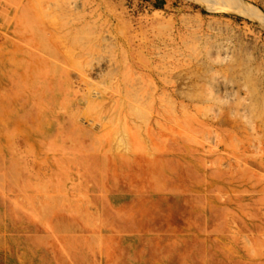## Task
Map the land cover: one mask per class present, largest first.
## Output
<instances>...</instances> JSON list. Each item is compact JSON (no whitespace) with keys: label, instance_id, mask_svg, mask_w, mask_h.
Returning <instances> with one entry per match:
<instances>
[{"label":"rangeland","instance_id":"rangeland-1","mask_svg":"<svg viewBox=\"0 0 264 264\" xmlns=\"http://www.w3.org/2000/svg\"><path fill=\"white\" fill-rule=\"evenodd\" d=\"M94 233L125 264H264V0H0V264Z\"/></svg>","mask_w":264,"mask_h":264},{"label":"bare ground","instance_id":"bare-ground-1","mask_svg":"<svg viewBox=\"0 0 264 264\" xmlns=\"http://www.w3.org/2000/svg\"><path fill=\"white\" fill-rule=\"evenodd\" d=\"M12 171L14 172L13 168H12ZM21 187L20 185L16 183L14 188L19 190ZM65 213L67 215L66 214L62 215L56 222V226L59 230H63V231L76 230V231H81V232H85V230H87V225L85 224V221L82 218V215L80 214L79 211H77L74 208L67 207ZM95 236H96L95 233L92 236H85L82 242L84 246L85 245L86 246L87 245L97 246L98 244L100 246L102 244L104 248L98 247L97 250L95 249L90 250L88 259L86 258L88 255L87 250H84L86 252L82 251V252H79L78 254L70 255L69 249L72 246L71 243L74 242L75 240L74 239L66 240L64 246L62 247L60 251V255H62V259H65L66 261L65 264H69V261H72V260L73 262H76V260H79V259L89 260L90 264H98L99 261H101L103 264H123V262L125 261L124 248L121 245L119 246L117 245L118 247L114 249L112 248V246H108L110 245L109 237L106 238L107 242L105 243V242H99L97 239H95ZM113 240L118 241L115 238H113ZM83 264H86V263H83Z\"/></svg>","mask_w":264,"mask_h":264},{"label":"crops","instance_id":"crops-1","mask_svg":"<svg viewBox=\"0 0 264 264\" xmlns=\"http://www.w3.org/2000/svg\"><path fill=\"white\" fill-rule=\"evenodd\" d=\"M123 264H125V262H123Z\"/></svg>","mask_w":264,"mask_h":264}]
</instances>
